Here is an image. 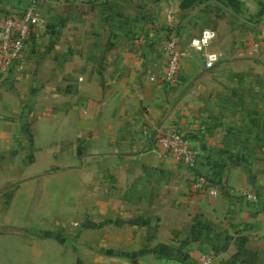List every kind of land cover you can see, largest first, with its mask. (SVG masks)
I'll return each mask as SVG.
<instances>
[{
    "label": "crops",
    "instance_id": "obj_1",
    "mask_svg": "<svg viewBox=\"0 0 264 264\" xmlns=\"http://www.w3.org/2000/svg\"><path fill=\"white\" fill-rule=\"evenodd\" d=\"M238 1L35 0L0 74V264H264V0ZM203 26L218 60L186 48L158 78ZM170 125L216 193L152 149Z\"/></svg>",
    "mask_w": 264,
    "mask_h": 264
},
{
    "label": "built area",
    "instance_id": "obj_2",
    "mask_svg": "<svg viewBox=\"0 0 264 264\" xmlns=\"http://www.w3.org/2000/svg\"><path fill=\"white\" fill-rule=\"evenodd\" d=\"M42 22L43 18L35 9V0H30L27 6L22 7L19 11L6 12L0 15V74L20 54L32 28ZM261 34H263V29ZM214 35V28L203 26L197 33L188 38L186 46H180L173 36L166 38L164 43L166 53L164 68L157 77L166 81L172 80L180 58L186 55V48H190L199 54L204 67H211L218 60L217 51L207 48ZM149 78L152 79L154 76H149ZM152 149L160 155H173L192 170L189 179L191 190L205 189L212 194L216 193L217 190L215 186L211 185V181L206 176L196 172L197 149L178 128L170 125L156 130L153 134ZM241 195L245 198H254L252 192L245 190L241 191ZM211 258L210 254L201 253L191 262L180 261L176 264H208Z\"/></svg>",
    "mask_w": 264,
    "mask_h": 264
},
{
    "label": "trees",
    "instance_id": "obj_3",
    "mask_svg": "<svg viewBox=\"0 0 264 264\" xmlns=\"http://www.w3.org/2000/svg\"><path fill=\"white\" fill-rule=\"evenodd\" d=\"M197 1H203V0H180L179 5L184 7V6H188ZM217 1H221L223 2V4L225 3L227 5H230L235 11L238 10L240 6L238 0H217Z\"/></svg>",
    "mask_w": 264,
    "mask_h": 264
},
{
    "label": "rangeland",
    "instance_id": "obj_4",
    "mask_svg": "<svg viewBox=\"0 0 264 264\" xmlns=\"http://www.w3.org/2000/svg\"><path fill=\"white\" fill-rule=\"evenodd\" d=\"M219 3H221V4H223V2H221V1H219ZM224 6H227V7H229V8H231V10H233V8L230 6V5H227V4H223ZM233 11H235V10H233ZM237 11V10H236Z\"/></svg>",
    "mask_w": 264,
    "mask_h": 264
},
{
    "label": "water",
    "instance_id": "obj_5",
    "mask_svg": "<svg viewBox=\"0 0 264 264\" xmlns=\"http://www.w3.org/2000/svg\"><path fill=\"white\" fill-rule=\"evenodd\" d=\"M28 3H29V0H26V3H23L22 1V6H27Z\"/></svg>",
    "mask_w": 264,
    "mask_h": 264
}]
</instances>
